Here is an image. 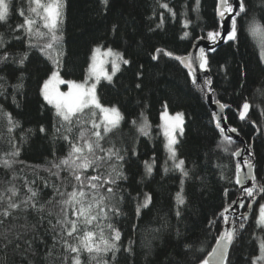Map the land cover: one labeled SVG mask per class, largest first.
<instances>
[{"label": "trees", "instance_id": "trees-1", "mask_svg": "<svg viewBox=\"0 0 264 264\" xmlns=\"http://www.w3.org/2000/svg\"><path fill=\"white\" fill-rule=\"evenodd\" d=\"M9 3V18L0 22V33L8 42L0 55L3 51L17 59L25 51H30V55L22 68L11 60L0 64V77L4 78L0 80V159L13 151L10 141L21 149L10 168L0 165V196L4 197L0 200V213L8 207L7 198L11 196L8 190L12 187L18 190L13 200L19 202L30 195L27 186H31L38 193L37 208L43 205V209L37 211L21 204L10 215H0V264H72L75 254L62 247L57 235L59 228L52 225L57 217L63 218L59 201L67 198L56 194V188L71 192L75 181L64 166L59 177L53 173L57 171L54 165L71 151L64 136L75 141L80 126L74 124L68 133V125L43 99L42 84L56 65L38 49H29L26 40L13 39L25 35L23 30L14 29L24 22L19 10L25 9L28 15V0ZM64 3L60 24L63 39L53 51L54 57L56 52L61 53L59 73L63 80L84 82L97 47L103 51L111 48L130 61L127 65L121 63L111 82L102 77L97 84L100 103L118 107L124 117L119 128L101 142L105 148L114 144L125 156L123 171L127 179L117 181L112 197L106 201L110 207L120 209L118 215L110 211L105 221L120 230V251L115 260L109 252L96 261L87 252H81L82 264H103L105 260L107 264H201L224 230V208L242 198L234 182L237 161L232 153L243 145L234 141L227 144L223 139L224 133L216 127L208 105L209 94L213 93L216 102L229 105L225 108L226 122L251 146L254 175L264 185V58L249 30L253 18L264 26V0H244L247 12L237 20V39L227 40L208 53L206 78L212 81V92L207 86L201 91L193 84L191 73L176 57L187 55L198 38L209 39V32L221 33L217 0H200L198 10L196 0H108L107 4L104 0H64ZM164 3L175 11V16L161 7ZM185 20L190 21L187 26ZM34 43L42 45L47 39ZM168 52L172 56L166 55ZM106 65L111 73L113 69ZM206 78L197 84L203 85ZM18 83L23 86L15 87ZM63 87L66 91L67 84ZM246 101L252 107L241 120L239 112ZM7 113L18 122L11 132ZM176 113H183L184 117V131L182 135L177 132L175 147L177 159L185 161L187 177L173 168L166 146L165 121ZM81 118L91 117L89 114ZM145 119L150 126L148 135L139 131ZM41 127L44 132L39 131ZM145 162L153 165L151 175L146 174ZM107 168L106 164L100 172L106 174ZM93 174L96 173L92 169L85 172L86 176ZM178 193L184 198L183 204L177 202ZM147 195L151 196V202L137 214V206L143 204ZM256 199L245 228L239 230L232 243L226 264H253L260 255L257 237H264V227H258L256 221L264 194ZM248 203L241 207L242 213L247 211ZM80 227V234L96 230L94 226ZM109 235L105 229V236ZM69 242L76 243L75 237L69 238ZM129 246L131 253L126 251Z\"/></svg>", "mask_w": 264, "mask_h": 264}, {"label": "snow or ice", "instance_id": "snow-or-ice-1", "mask_svg": "<svg viewBox=\"0 0 264 264\" xmlns=\"http://www.w3.org/2000/svg\"><path fill=\"white\" fill-rule=\"evenodd\" d=\"M108 0H104L107 4ZM200 0H196V8H199ZM65 7L64 0H28L27 13L25 15V9H20L19 14L24 17L22 24L16 25L14 31L23 30L25 35L23 37H13L17 40H26L29 49H38L40 53L47 56L56 65V68L51 72L50 77L42 84L41 95L43 99L47 101L49 105H52L55 109L56 115L61 121L68 125L66 131L72 132V128L75 125L80 126L79 135L75 141L69 139L68 135L64 136V139L70 143L71 151L68 156L60 161L59 164H55L57 169L54 175L59 177V172L62 166L69 170L72 179L75 181L73 190L71 192H62L59 188H56V194L61 197L66 196V199H61L59 204L61 205V213L63 218L57 217L56 224L52 227L59 228L57 233L59 242L62 247L69 253H74L72 256V264H82L80 259L81 252H87L90 259L96 261L102 255L112 253V259H116V254L120 251L119 241L121 240V232L118 228H115L111 223H105L108 220L109 212L114 215L120 214V209L117 207H110L106 201L113 195V186L120 179H127L123 171V162L125 156L120 154V149L116 148L113 144L111 147L105 148L102 145V141L106 137L117 130L124 119L119 108L116 106H105L100 103L97 95V84L101 78L112 81L116 72L120 71L121 63L127 65L130 63L128 59H125L119 52H114L113 49L108 48L105 51H101L100 47L95 48L94 55L92 56V63L89 68V74L87 79L82 83L76 81H65L60 77L59 68L61 53L56 52V56H53V51L58 47L62 41L63 36L60 29V24L63 19V9ZM171 15L175 16V11L169 8L167 3L161 5ZM247 8L244 0H238V3L234 6L230 0H217L216 14L223 21L226 18L230 19V30L226 34V39L229 41H235L238 36V23L237 20L246 14ZM10 15V3L9 0H0V22H6ZM163 23V13H161V25ZM190 21L185 20V25ZM161 25H157L160 27ZM44 29L46 31H42ZM115 30V29H114ZM249 30L253 35H264V26H261L259 21L255 18L249 22ZM188 36V33H184ZM220 32L212 31L208 33V38L216 43L217 37L221 36ZM47 39V43L39 44L34 43V40ZM8 41L5 40L4 34L0 33V50L5 48ZM214 50V49H213ZM159 51V50H157ZM30 51H25L19 54V58L12 57L7 51H3L0 55V64L8 61H12L16 66L23 67L28 61ZM168 56H172L171 52L166 53ZM264 56V53H262ZM104 57V59H101ZM107 57H111V63L113 71L109 73L103 65L107 62ZM185 64L187 68L191 70L192 83L195 84L201 91H204L205 87L209 92L214 91L210 86L212 81L210 78L204 80V84H197L196 68L193 66V60L191 56L176 57ZM198 67L200 69H208L209 60L205 53L204 48H199V56L197 57ZM23 75V74H21ZM91 84L89 80H93ZM0 77V80H3ZM59 84L70 85L69 91L61 92L56 87ZM22 83H18L15 87H22ZM139 87V85H137ZM220 108H228L229 105L220 104L216 102ZM252 106L246 101L242 105V110L239 112V118L241 120L248 116L250 108ZM85 110H88L86 113ZM99 112V119H97V111ZM264 111V110H262ZM90 114V119L81 117H87ZM9 124V132L17 127L18 122L13 121L11 114H5ZM165 112V117H167ZM75 118V120H74ZM216 127L223 134L225 127L222 125L221 120H227L226 116L214 114ZM135 125L136 121H132ZM184 117L183 113H176L174 117L170 118L169 122L164 125V134L167 137V149L169 152V159L173 161V168L179 170L183 176L189 175L185 170V161L177 159V150L175 145L178 143L176 130L179 129L180 134H183ZM90 125V127H85ZM149 124L145 119L139 125V131L144 135H148ZM39 131L44 132L45 129L41 127ZM59 131V129L57 130ZM231 133H236L237 129L232 127L228 129ZM223 139L227 144H232L233 139L229 135H224ZM12 143L13 151L6 154L5 158L0 159V165L10 168L14 162V158L20 155V147L15 143ZM251 146L249 145L244 151L249 152V156L253 157L250 152ZM224 151H228V147H224ZM99 153V154H98ZM241 150H237L232 153L234 156H241ZM115 163H112V161ZM108 165L106 174L100 172V169L104 165ZM146 174L151 175L153 171V165L145 162ZM243 165L247 167L245 172L240 163L236 165L235 172V185L239 186V190L242 194V198L239 200H233L231 204L224 208L222 213V219L224 224H231L232 226L226 228L217 238L215 246L212 248L208 256L201 261V264H226L228 257V249L233 241L237 238L239 230L245 228V224L248 219L247 213L240 214L239 220L235 218V215H229L232 209V205H239L244 207L246 201H250L248 206L251 207V203L255 202L258 195L264 194V185H260L254 175L255 164L253 159L243 160ZM92 169L93 175L86 176L85 172ZM167 171V168L165 169ZM251 181V186H247ZM183 183V181H182ZM27 186V184H26ZM47 186V182H45ZM104 189V192H101ZM11 192V196L7 198L8 207L4 209L0 215L8 216L11 214V210L20 208L21 204L25 208H34L37 211L43 209V205L37 208V196L38 193L31 186H27V195L22 201L15 202L13 197L18 194V190L12 187L8 190ZM227 195V190H225ZM4 197L0 196V200ZM177 202L183 204L184 198L178 193ZM151 202V196L147 195L143 201V204H139L136 208L137 214H139L142 207H147ZM70 213V214H69ZM179 215V211L177 212ZM258 227H264V204L259 205V213L257 217ZM212 222H210L211 224ZM81 225L85 229L89 226H94L96 230H84L82 234ZM105 229L110 233L108 237L105 236ZM75 237L76 243H70L69 238ZM259 242L260 255L255 257L253 264H264V237H257ZM126 251L132 252L131 246ZM67 261V257H65ZM103 264H107L105 260Z\"/></svg>", "mask_w": 264, "mask_h": 264}, {"label": "water", "instance_id": "water-1", "mask_svg": "<svg viewBox=\"0 0 264 264\" xmlns=\"http://www.w3.org/2000/svg\"><path fill=\"white\" fill-rule=\"evenodd\" d=\"M237 3H238V0H233L234 6ZM229 30H230V19L229 18H226L223 21H221V34L222 35L216 41V43H213L211 39H206V38H203V37L198 38L197 40L194 41L190 52L187 55H185V56H191L192 57L193 66L196 68L197 83H201L204 78H206L207 76H209V68L208 69H200L198 67V63L199 62L197 60V57L199 56V48H204L206 55H208V53H210V52L214 51L215 49H217V48L223 46L224 44H226L227 39L225 37H226V34H227V32ZM181 65H182V67L184 69H186L187 71H189L191 73V70L189 68H187L184 63L181 62ZM207 101H208V105H209L210 110L212 111L213 115L214 114L221 115L222 117L223 116H226L225 108L222 109V108L219 107V105L216 103V101L214 99L213 93H211V94L208 95ZM221 123L225 127L224 135L231 136L234 142L243 145V147L240 149L241 150V153H242L241 156H239V157L235 156V159L237 161V164L240 163L241 166H242V168H243V170L246 172L247 171V167L243 165V160L249 159V158H252L253 159V157H250L249 156V152L248 151H244L245 149L248 148L245 140H243L239 136L238 132H236V133L229 132L228 131L229 126H228V124H227V122L225 120L222 119L221 120ZM253 163L255 164L254 161H253ZM254 172H255V169H254ZM247 186H249V187L251 186V181H249V183H248ZM239 199H241V198H239ZM239 199H237V200H239ZM256 203H257V199H255V202L254 203H251V207H248L247 211L245 212V213H247L248 218L253 213V208L256 205ZM233 214L235 215V218L237 220H239L240 214H242V212H241V207H239L238 204L232 206V209H231V212L229 213V215L231 216ZM231 226H232L231 224H226L225 227H224V230L226 228L231 227ZM231 246H232V244L230 245V247L228 249V254H229V251H230Z\"/></svg>", "mask_w": 264, "mask_h": 264}, {"label": "rangeland", "instance_id": "rangeland-1", "mask_svg": "<svg viewBox=\"0 0 264 264\" xmlns=\"http://www.w3.org/2000/svg\"><path fill=\"white\" fill-rule=\"evenodd\" d=\"M46 2V1H45ZM254 36V38H255V40H256V42H257V44H258V46H259V48H260V53L262 54V53H264V35H261V34H256V35H253ZM207 39V38H206ZM101 51L103 52V49L101 48ZM55 52V51H54ZM93 55H94V53H93ZM92 55V56H93ZM263 58H264V56H263ZM101 59H104V57H101ZM107 59V62L106 63H108L109 64V66L111 67V69H113L112 68V63H111V60H112V58L111 57H107L106 58ZM91 63H92V58H91ZM106 63L103 65V67L106 69ZM90 66H91V64H90ZM90 68V67H89ZM88 74H89V70H88V72H87ZM88 74H87V77H88ZM60 77H61V75H60ZM62 78V77H61ZM77 83H82V82H78V81H76ZM92 82H94V78H93V80H89L88 81V83L89 84H91ZM65 84H59V85H57L56 87L59 89V91H61V92H67V91H69V88H70V85H68L67 84V87H66V91H63L62 89L64 88L63 86H64ZM97 111V119H99V112H98V110H96ZM167 122H169V120H167V121H165V124L167 123ZM177 132H179V129H177L176 130V135H177Z\"/></svg>", "mask_w": 264, "mask_h": 264}]
</instances>
